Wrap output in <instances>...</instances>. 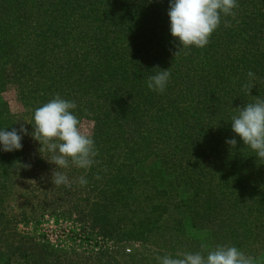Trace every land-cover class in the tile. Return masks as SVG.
<instances>
[{
	"label": "trees",
	"instance_id": "16d2710c",
	"mask_svg": "<svg viewBox=\"0 0 264 264\" xmlns=\"http://www.w3.org/2000/svg\"><path fill=\"white\" fill-rule=\"evenodd\" d=\"M169 3L0 0V130L23 125L29 133L21 150H0L2 240L18 236L19 221L37 214L33 202L49 196L106 235L118 231L110 214L119 209L130 239H150L162 223L164 246L182 248L174 256L206 257L229 245L264 264V160L231 128L238 107L264 99V0H237L235 17H221L208 45L177 56ZM167 69L164 93L149 90L148 77ZM249 70L251 96L242 91ZM9 92L18 114L3 98ZM57 94L76 103L79 126L91 125L98 149L90 169L61 170L71 187L51 183L56 166L30 135L35 110ZM80 176L86 186L75 182Z\"/></svg>",
	"mask_w": 264,
	"mask_h": 264
},
{
	"label": "clouds",
	"instance_id": "9594fccd",
	"mask_svg": "<svg viewBox=\"0 0 264 264\" xmlns=\"http://www.w3.org/2000/svg\"><path fill=\"white\" fill-rule=\"evenodd\" d=\"M238 7L237 0H170L167 13L170 32L178 41V50L174 56L179 55L181 51L189 55L192 47L204 48L208 45L211 35L220 26L221 17L234 18V9ZM170 75L167 69L149 76L148 89L163 94ZM247 77L248 82L243 84L242 91L250 95L256 76L249 70ZM76 107L74 101L63 99L57 94L55 98L38 107L33 116L34 130L30 135L41 144L40 152L50 153V157L46 159L56 166L51 173V183L57 187H71L69 177L66 172L61 171L62 169L74 166L87 170L97 163L95 158L98 156V149L94 139L82 133L80 120L72 111ZM231 128L243 144L256 153L258 159L264 160V99L255 97L254 102L238 107L237 114L231 117ZM23 135H29L23 125L19 130H0V150H21ZM226 144L235 148L237 140L228 139ZM96 178L99 179V176ZM75 182L82 187L88 183L84 176H80ZM201 248H205V245H201ZM156 259L159 264H262L255 257L229 245H217L206 257L202 252H184L177 253V258L165 255Z\"/></svg>",
	"mask_w": 264,
	"mask_h": 264
},
{
	"label": "rangeland",
	"instance_id": "374dc122",
	"mask_svg": "<svg viewBox=\"0 0 264 264\" xmlns=\"http://www.w3.org/2000/svg\"><path fill=\"white\" fill-rule=\"evenodd\" d=\"M3 98L14 114L21 111L15 102L14 92L5 93ZM90 130L89 124L81 127L84 134L90 135ZM34 196L39 197L38 192ZM30 208H35L37 214L34 212L30 220L19 221V235L8 232L5 239L0 238V264H159L158 256L177 258L172 254L173 249L179 252L182 249L164 246L161 232L158 235L156 231L162 223L150 232V239L128 238L131 223L126 221V216L119 209L110 214V222L118 228L110 236L102 231L100 223L94 222L92 217H82L62 200L56 202L49 196L45 199L41 197ZM193 233L188 231L187 237L197 236L198 242H203L202 234ZM18 244L26 248V257L18 255Z\"/></svg>",
	"mask_w": 264,
	"mask_h": 264
},
{
	"label": "built area",
	"instance_id": "2783aa9c",
	"mask_svg": "<svg viewBox=\"0 0 264 264\" xmlns=\"http://www.w3.org/2000/svg\"><path fill=\"white\" fill-rule=\"evenodd\" d=\"M128 252H130V251H128Z\"/></svg>",
	"mask_w": 264,
	"mask_h": 264
}]
</instances>
